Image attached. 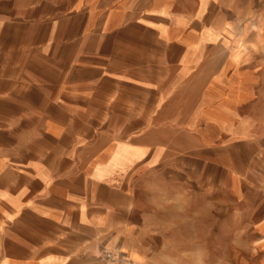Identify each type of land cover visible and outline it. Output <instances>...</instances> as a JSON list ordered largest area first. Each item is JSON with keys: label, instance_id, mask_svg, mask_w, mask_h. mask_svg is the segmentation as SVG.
<instances>
[{"label": "crops", "instance_id": "obj_1", "mask_svg": "<svg viewBox=\"0 0 264 264\" xmlns=\"http://www.w3.org/2000/svg\"><path fill=\"white\" fill-rule=\"evenodd\" d=\"M237 10L0 0V264H157L212 172L264 254V179L230 162L264 161L263 45Z\"/></svg>", "mask_w": 264, "mask_h": 264}, {"label": "rangeland", "instance_id": "obj_2", "mask_svg": "<svg viewBox=\"0 0 264 264\" xmlns=\"http://www.w3.org/2000/svg\"><path fill=\"white\" fill-rule=\"evenodd\" d=\"M226 3L238 4L235 25V38L247 43L252 39L262 43L264 51V0H225ZM264 59V58H262ZM231 165L250 174L247 180L253 179L263 183L261 172L264 161L231 160ZM250 170V171H249ZM216 174L212 172L208 181V191H198L199 185L194 184L193 200L198 208H193L191 216L173 215L171 221L172 240L168 250L157 257V264H264V254L255 246L251 235L255 233L253 224H249V199L246 198L233 209L234 195L231 191L217 190ZM227 179V177H226ZM205 180V179H204ZM200 182L194 176V183ZM247 186L249 182H246ZM230 181L226 180V186ZM248 188V187H246ZM251 196L249 192H246ZM254 195V193H252ZM244 200V199H243ZM204 202L205 209L200 207ZM200 202V203H199ZM238 202V201H237ZM226 208H218L217 205ZM132 260L135 255L130 254Z\"/></svg>", "mask_w": 264, "mask_h": 264}, {"label": "built area", "instance_id": "obj_3", "mask_svg": "<svg viewBox=\"0 0 264 264\" xmlns=\"http://www.w3.org/2000/svg\"><path fill=\"white\" fill-rule=\"evenodd\" d=\"M103 258L106 262L110 263V264H115V257L114 254L110 251V252H105L103 254Z\"/></svg>", "mask_w": 264, "mask_h": 264}]
</instances>
